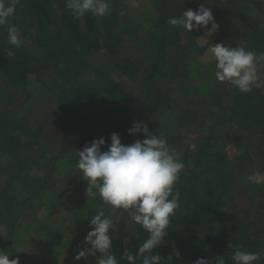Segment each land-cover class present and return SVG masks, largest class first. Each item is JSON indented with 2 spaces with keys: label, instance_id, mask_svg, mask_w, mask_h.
<instances>
[{
  "label": "trees",
  "instance_id": "obj_1",
  "mask_svg": "<svg viewBox=\"0 0 264 264\" xmlns=\"http://www.w3.org/2000/svg\"><path fill=\"white\" fill-rule=\"evenodd\" d=\"M189 1L196 4L201 0ZM235 1L237 0H225L224 8L215 17L216 23L220 16L232 13L231 7ZM109 2L110 15L98 20L91 14L79 19L74 17L66 9V0H18L16 10L29 14L30 19L28 28L19 27L22 41L19 47L8 43L9 25L0 26V79L3 81V84L0 83V155L6 161V164L0 161V226L5 228L9 238V243L6 247H0V251L9 254L10 259H14L15 256L16 233L19 231L18 224L21 218L25 216L24 211L35 202L39 203L41 198H35L45 187V184L40 181V175L35 177L34 173L44 171L47 161L49 178L52 177L51 174L61 170L62 164L68 162L69 165L66 166L70 168L68 178L71 180L69 188L72 194L70 202L78 206L79 212L96 214L98 211L94 207V200H91L89 204H83L87 181H76L72 178V171L75 169L79 171L73 166L75 160L78 161L75 155L77 152L74 153V149L82 146L83 143H90L89 136L96 133L94 128L88 133L78 129V123L79 127L85 123L91 124V127L97 124L94 119L83 115L82 108L91 107L94 103L101 108L105 105L117 107L115 105L118 104L123 116L117 119L130 128L134 121L141 119L132 121V113L143 108H140L141 104L134 102L131 95L123 94L125 92L118 88L114 82L115 79L113 80L110 76L113 68L109 66L110 64L103 68H96L95 72L92 70V77L88 70L90 62L96 56L104 54L113 57L116 55L118 44L127 41V38L116 39L112 35L114 27H118V10H120L118 7L121 3L127 6L138 3L141 8L151 10L156 27L163 31V38L157 44L154 42L159 60L151 74L142 80H136L137 73L133 69L123 64L116 65L115 68V71L121 72L127 80L130 79L133 88L139 86L143 89L144 101L151 96L155 84L160 79L163 66L167 63L168 56L165 55V49L173 45L180 48H187L190 45V43H182L179 37L176 38V32H174V39L170 38V33H173V30L176 31L177 27L168 23L169 18L156 0H109ZM226 35L230 33L226 31ZM263 40L264 34L253 38L250 42L255 45L263 43ZM107 60L110 63V59ZM49 71L52 74L55 73L60 81L53 80L52 83H45L44 75ZM39 84H44L58 99L60 108L57 114L60 125L56 127L43 119L39 121L40 125L37 129H30L29 121L19 122V118H17L18 122L15 120L17 111L15 107L22 100L24 93L27 98L30 97L32 89ZM107 90L111 92L107 93ZM216 98L221 100L220 97ZM105 99L111 102L107 101L105 104ZM118 101L119 103H116ZM222 102H218V106ZM250 108L252 111L251 106ZM146 109L144 108V111ZM255 109L259 110L260 107ZM103 111L106 112L107 108ZM235 114L236 112H233V115ZM150 119L145 121L150 122ZM113 120L111 118L109 121L106 118L100 122L111 123ZM222 124H225L224 120ZM51 127L56 129L53 130L55 134L53 137L47 133ZM214 127L215 130L218 128ZM224 128L226 127L217 129L214 131L215 134L207 137L206 148L201 149L199 154H194L195 161L188 164V181L179 179L175 184L174 191L180 193V208L175 218L170 221L164 243L153 250L154 255L161 256V264H195V261L200 258L215 264L218 256L223 257L226 264H231L229 258L236 246L243 251L259 253L256 264H264V197L257 202L253 197L254 194L243 196L242 208L230 216L231 200L233 195L235 194L236 197L239 192L237 176L226 168L228 155L224 146L227 145L214 144L212 140L217 135L223 144V139L230 137L233 131L238 132V129L234 126L223 131ZM248 131L251 132V130ZM83 138H86L85 142ZM184 140V137L177 133L170 138L169 143L171 146L174 144V148L183 147ZM106 146L107 140L104 147ZM258 146L264 147V141ZM51 160H53L52 163ZM226 175L229 176L228 181L231 179L234 186L226 182ZM235 179L236 184H234ZM28 180H30L27 183L31 189L30 195L24 197L23 201L16 199L12 194L14 185L19 182L25 184L23 181ZM257 203H261L260 208ZM68 205V208H73L71 204ZM80 205H82L81 209ZM255 207L258 209L254 210ZM135 232L131 244H113V254L117 259L122 257L126 249L131 250L133 254L138 252L147 234L139 226L136 227ZM49 255L47 254L46 258L39 255V264H57L56 256L58 255L54 257ZM121 264L126 262L121 260Z\"/></svg>",
  "mask_w": 264,
  "mask_h": 264
},
{
  "label": "rangeland",
  "instance_id": "obj_2",
  "mask_svg": "<svg viewBox=\"0 0 264 264\" xmlns=\"http://www.w3.org/2000/svg\"><path fill=\"white\" fill-rule=\"evenodd\" d=\"M156 2L169 19L181 16L185 10L196 11L201 4L212 10L215 19L225 5V0H201L196 4L189 0H156ZM136 4L127 6L121 3L118 7L120 8L118 10V27H114L112 35L116 39L127 38V41L118 44L116 55L113 57L103 54L92 58L88 69L90 70V77L93 75L92 70L95 72L96 68H103L110 64L109 66L113 67L110 76L115 79L113 80L118 88L125 92L123 94L131 95L134 102L138 105L141 104L140 108H143L132 113V121L141 118L139 121L146 123L151 133L163 136L169 145L170 138L177 133H180L185 140L189 136L191 137L190 142L196 144L195 150H191L186 143H184L187 145H184L186 148L184 146L174 148V144H172L185 164L180 174V180L184 182L188 181V164L195 161V153L199 154L201 149L206 148L205 140L207 137L215 134L214 131L217 129L226 127L223 130L226 131L235 126L238 132L233 131L230 137L224 138L223 144L217 135L212 140L214 144L227 145L224 146L228 155L226 168L237 176L239 192H237L236 197L234 194L231 200L230 216L242 208L243 196L254 194L253 197L257 202H260L259 199L264 197V147L258 145L264 141V89L254 88L251 93L244 94L228 84L218 83L214 77L215 61L210 57L207 50L211 44L223 43L226 46L236 47L240 42H243L248 50L258 54L264 53V42L255 45L250 42L253 38H258L264 34V0L235 1L231 7L232 13L218 18L217 23L220 27L212 36H207L206 29L203 31L202 29L193 30L191 33L180 27H177L176 31L173 30V33H170V38L174 39V32H176V38L179 37L182 43H190V45L187 48L173 45L165 49V55L168 56L167 63L163 66L160 79L146 101H144L145 94L141 87L133 88L130 79L127 80L121 72L115 71L118 65L123 64L137 73L136 80H142L152 73L159 60L154 42L157 44L163 38V31L156 27L151 10L141 8L138 3ZM121 11L124 12L123 15L120 14ZM28 17L29 14L16 10L10 24L15 25L20 32L19 27L28 28L30 23ZM208 28L210 29L211 25ZM226 31L230 35H226ZM202 49L203 51H201ZM107 59H110V63ZM114 72L116 73L114 74ZM120 74L121 76H119ZM44 77L45 83L48 84L52 83L53 80L60 81L59 77L50 71L46 72ZM0 83L3 84L1 79ZM108 87L110 88V82ZM110 92L107 90V93ZM216 97H220L221 100ZM107 101L111 102V100L105 99V104ZM220 101L223 102L218 106ZM19 104L15 107L17 110L15 120L18 122L17 118H19V122L29 121L30 129H37L40 125L39 121L43 119L47 120L53 127L60 125L59 113L57 112L60 108L58 99L44 84L35 86L28 98L24 93ZM113 106L105 105L101 108L94 103L91 107L82 108L83 115L94 119L97 124L94 122V127L87 123L81 127H79V123L77 125L79 130L86 133L92 128L95 129L96 133L89 136L91 142L99 138L107 140V146L103 147L104 151H107L111 144L110 137L113 133L119 134L124 145H130L136 140L142 141L145 138L143 133H138L135 138H132L128 134L130 127L117 119L123 116L121 107L118 104L115 105L117 107ZM255 107H260V109L256 110ZM104 108H107L106 112L103 111ZM144 108L147 109L144 111ZM233 112L236 114L233 115ZM249 112L252 113L249 114ZM53 115L56 116L53 117ZM106 118L109 121L111 118L114 120L111 123L100 122ZM146 119L151 121L146 122ZM223 120L225 124H222ZM214 126L218 128L215 130ZM53 130L56 129L51 127L47 132L52 137L55 136ZM83 139L85 142L86 138ZM84 146L85 143L76 147L73 152L82 151ZM77 153L75 155L78 158ZM3 159L0 155L1 163L6 164ZM76 164L77 161L75 160L73 166L76 167ZM66 165H69L67 161L62 164L61 170L51 174L52 177L50 178L48 177V161L44 171L34 173L35 177L40 175V181L45 184V187L40 194H37L38 196L35 195L36 198L34 197L35 199L41 198L39 203L35 202L32 206L27 207L24 211L25 216L21 218L18 224L19 231L16 233L14 244L16 251L14 259H18L19 264H39L38 256L41 255L46 258L47 254L53 255L52 257L57 254V264H96L99 254L74 262V256L78 250L87 247L84 244V238L91 230L89 227L90 220L95 214L81 213L77 210L78 206L76 207L70 202L72 197L69 188V181L71 180L68 178L70 168ZM72 173L74 180H84L76 169ZM236 179L234 184H236ZM228 180L229 176H227L226 182L233 185L231 179ZM23 182L25 184L19 182L14 185L15 189L12 193L16 199L21 201L31 192L27 186L30 180ZM91 200H94L93 204L96 210L103 206L98 197L88 200L85 196L83 204H89ZM68 204H71L70 206L73 208H68ZM260 204H258V208H260ZM79 208L81 209L82 205ZM258 208L255 207L254 210ZM117 215H121L120 210H118ZM126 227L124 219H121L112 244L129 245L132 243L137 226L130 227L127 231ZM125 239L128 240L127 244L124 243ZM8 243V234L5 228L0 226V247H6Z\"/></svg>",
  "mask_w": 264,
  "mask_h": 264
},
{
  "label": "clouds",
  "instance_id": "obj_3",
  "mask_svg": "<svg viewBox=\"0 0 264 264\" xmlns=\"http://www.w3.org/2000/svg\"><path fill=\"white\" fill-rule=\"evenodd\" d=\"M17 3L18 0H0V26L9 25L8 43L19 47L22 44L19 30L10 24ZM66 9L78 19L91 14L98 20L110 15L111 11L109 0H66ZM168 23L189 33L206 29L207 36L214 35L220 27L212 10L204 4L196 11H183L181 16L170 18ZM207 51L215 61L214 77L218 83L228 84L244 94L251 93L254 88L264 89V53L248 50L243 42L236 47L211 44ZM138 133H143L142 141L124 145L119 134L113 133L107 151H102L105 140L101 138L86 143L77 153L76 168L87 181L86 196L88 200L98 197L103 206L91 218V230L84 238L87 247L78 250L74 262L99 254L96 264H121V260L126 264H161V256L154 255L153 250L164 243L170 221L180 208V193L174 189L185 164L167 140L151 133L143 121H134L128 132L131 136ZM190 141L189 136L184 143L195 150L196 144ZM121 219L127 225L126 231L139 226L147 238L137 253L126 249L117 259L112 241ZM216 258L215 264H226L223 257ZM229 259L231 264H256L259 253L243 251L236 246ZM0 264H19V260L10 259L9 254L0 251ZM195 264L211 262L200 258Z\"/></svg>",
  "mask_w": 264,
  "mask_h": 264
},
{
  "label": "crops",
  "instance_id": "obj_4",
  "mask_svg": "<svg viewBox=\"0 0 264 264\" xmlns=\"http://www.w3.org/2000/svg\"><path fill=\"white\" fill-rule=\"evenodd\" d=\"M203 31V30H202ZM200 34H201V32H200Z\"/></svg>",
  "mask_w": 264,
  "mask_h": 264
}]
</instances>
